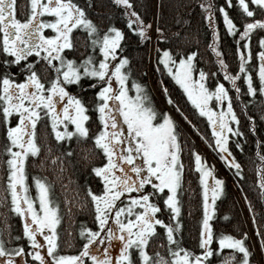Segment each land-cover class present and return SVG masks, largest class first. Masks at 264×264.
Returning a JSON list of instances; mask_svg holds the SVG:
<instances>
[{
  "label": "snow or ice",
  "instance_id": "6c2138e0",
  "mask_svg": "<svg viewBox=\"0 0 264 264\" xmlns=\"http://www.w3.org/2000/svg\"><path fill=\"white\" fill-rule=\"evenodd\" d=\"M111 2L123 9L121 15L127 27L141 43L151 40L152 25L134 10L132 0ZM226 3L232 7L233 0ZM235 3L242 12L239 24L224 5L218 8L226 34L232 36L236 45L235 74L228 71L217 48L216 6L210 0L200 4L213 37L208 47L217 56L236 100H240L241 94L238 79L246 85L249 97L255 99L259 94L264 99V0ZM28 7L26 18L20 19L16 0H0V135L5 141L2 152L6 156L0 159L6 166L0 204L22 226L13 234L5 222L7 241L3 239L4 229H0V264H213L210 258L221 255L225 258L218 259L217 264H251L247 232L237 236L214 230V205L224 182L213 174L214 169L195 148L189 150V168L199 174L201 187L198 251L182 246L177 239L181 228L177 219L181 214L178 189L182 187L185 170L182 154L188 144L180 139L179 122L168 111L154 107L146 86L134 78L129 83L131 69L127 67L129 59L122 54L121 28L110 24L102 31L87 14L91 8L87 0H29ZM155 31L158 40L167 39L162 28L157 26ZM79 33L87 34L88 47L93 51L77 60L70 58L66 50H75L74 41L79 39ZM253 35L257 36L255 51ZM196 56L195 51L174 53L158 46L156 71L167 74L179 85L195 112L207 119L210 136L200 133L192 124L161 80L163 93L168 104L175 105L182 119L216 151L229 170H234V176L242 179L243 165L230 146L236 137L235 148L243 151L239 138L245 135L234 109V98L219 80L214 88L206 85L209 74L197 67ZM73 86L80 92L94 90L88 103L80 92L70 90ZM90 113H94V118ZM244 114L246 127L255 135L254 118L246 111ZM38 124L50 126L57 143L74 137L78 142L91 140L101 157L90 172L97 188L87 187L83 201V206H90L96 227L80 225L78 251L72 254L61 250L58 226L62 211L52 182L40 175H33L31 183L28 181V161L31 158L34 162L42 148L37 140ZM90 126L95 127L91 135ZM257 144L260 164L256 166L255 183L264 201V151L260 150L264 141ZM67 154L71 155V151ZM56 160L53 156L52 161ZM244 199L249 212H253L247 196ZM160 201L168 211V222L161 218ZM64 205H68L67 198ZM252 223L256 227L255 213ZM256 235L261 237L260 247L264 251V233L257 228ZM161 237L158 248H165L166 256L149 251L151 243ZM225 249L231 251L225 254Z\"/></svg>",
  "mask_w": 264,
  "mask_h": 264
},
{
  "label": "trees",
  "instance_id": "16d2710c",
  "mask_svg": "<svg viewBox=\"0 0 264 264\" xmlns=\"http://www.w3.org/2000/svg\"><path fill=\"white\" fill-rule=\"evenodd\" d=\"M84 0H82V3ZM207 3L209 0H132L134 10L142 17L145 23H151L150 32L151 40L141 43L136 33L132 32L126 24L125 18L121 15L123 9L112 4L111 0H87L91 4V8L87 9L89 17L100 27L106 30L110 24L121 28L124 32L122 40V54L129 59V67L131 69V79L134 78L139 83L145 85V91L149 95L152 104L159 111H168L180 124L181 141H187L188 147L182 154L185 162V170L183 175L182 187L178 189L179 201L181 205V214L177 219L181 223L177 239L181 241L182 246L192 250H197V240L199 233V223L202 216L201 205V187L198 182V173L191 171L189 165L192 163L190 157V149L195 148L196 151L207 161L208 166L214 169V175L223 179V190L217 198L214 205L215 212L212 223L214 230L217 232L228 233L239 236L243 232L248 233L247 246L251 252V264H264V251L261 250V237L256 235L257 228L264 233V201L260 197L259 185L255 183L256 166L260 161L256 157L258 150V141H264V99L259 94L253 99L246 93V85L242 80H237V85L241 87L240 100H236V93L231 88V84L224 79V72L217 63V56L212 53L208 47L213 37L211 29L207 22L203 19L204 12L200 8L201 3ZM216 6L215 15L217 17L216 26L219 29V41L217 43L218 50L222 53V58L228 65V71L235 72L238 70V59L235 55V42L232 36L227 35L223 19L218 8L224 5L229 15L233 17L236 23H240L242 12L237 8L235 0L232 7H228L226 0H210ZM29 0H16V13L18 18L25 19L29 11ZM159 26L163 29L166 40H158L155 28ZM259 31V30H257ZM264 34V33H262ZM79 39L74 41L75 50H66L70 58L77 60L87 56L93 50L88 47L86 33H79ZM257 36L253 35V49L258 50L255 43ZM169 48L172 52H197L194 62L198 68H203L209 75L206 77V85L214 88L215 82L223 83L230 90V95L234 98L233 105L237 115L240 117V127L245 135L239 138L242 145L241 149L235 148L236 137L230 142L233 154L243 165V178L235 177L234 170H229L224 161H221L213 148L209 147L201 135L197 134L190 124L182 119L175 111V105H169L167 98L163 93L160 81L163 86L168 89L171 97L180 105L181 109L188 116L192 124H195L200 133L210 136V129L207 128V119L200 117L195 112L193 106L187 101L183 90L176 85L175 82L167 76L161 75L156 71L157 47ZM251 63V62H250ZM162 67V66H161ZM254 72V70H253ZM215 73V75H212ZM88 83V81H85ZM71 91L80 92L73 86ZM94 90L85 89L80 92L85 103L92 98ZM249 101H252L249 103ZM212 102L210 103V105ZM246 106V107H245ZM247 115L254 118L256 125V134L253 135L246 125L248 124ZM94 118V113H90ZM235 127V125H233ZM91 132L95 131L94 126H90ZM37 140L42 145L41 152L34 162L30 158L27 164L28 181L31 183L33 175L47 177L52 182V191L56 199L60 202L62 211V221L58 226L60 230L61 250L72 254L78 251L79 244L77 230L81 224L95 228L93 223V215L90 206H83L85 199V189L92 187L97 188V182L93 175H90L91 168L95 164L101 162L100 155L93 146V142L89 139H81L79 142L76 138L68 141L57 143L51 134V129L41 124L37 125ZM4 138L0 135V159H6L2 152L4 146ZM46 146V147H43ZM46 148L51 151L47 152ZM71 151V155L67 152ZM260 150L264 151V145L260 146ZM56 156L57 160L52 161V157ZM41 159L44 160L41 165ZM61 164L63 170L61 171ZM6 176V166L0 162V198L3 197L2 191L3 179ZM247 196L251 202L253 212H249L248 204L244 197ZM65 198L68 199V205L65 207ZM163 214L161 218L168 222V211L163 209V202H159ZM255 213L256 227L253 226L252 216ZM157 215H161L158 213ZM5 222L10 226L13 234L20 231L17 217L7 211V208L0 204V229H4L3 239L7 241V231L4 228ZM175 223V222H173ZM159 228V226H158ZM151 243L150 252L159 251L162 255H167L165 248H158L159 240ZM16 243V241H14ZM71 245V246H70ZM231 250L225 249L226 254ZM237 257L239 254L237 253ZM225 255L219 257L213 256V264H217L218 259H224Z\"/></svg>",
  "mask_w": 264,
  "mask_h": 264
},
{
  "label": "rangeland",
  "instance_id": "374dc122",
  "mask_svg": "<svg viewBox=\"0 0 264 264\" xmlns=\"http://www.w3.org/2000/svg\"><path fill=\"white\" fill-rule=\"evenodd\" d=\"M75 31V30H74ZM97 52H98V49H97ZM134 94V93H133ZM211 103V102H210ZM218 110V109H217ZM31 192H32V195L33 196H35L36 195V190H35V187L34 186H32V188H31ZM37 204H38V202H37ZM18 219V218H17ZM19 221V220H18ZM18 226H21V224H20V222H19V224H18ZM22 227V226H21ZM42 239V238H41Z\"/></svg>",
  "mask_w": 264,
  "mask_h": 264
}]
</instances>
